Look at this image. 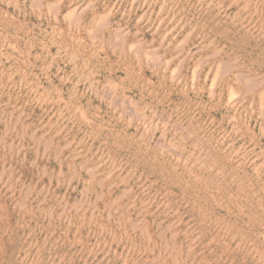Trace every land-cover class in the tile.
<instances>
[{
  "label": "rangeland",
  "instance_id": "rangeland-1",
  "mask_svg": "<svg viewBox=\"0 0 264 264\" xmlns=\"http://www.w3.org/2000/svg\"><path fill=\"white\" fill-rule=\"evenodd\" d=\"M0 264H264V0H0Z\"/></svg>",
  "mask_w": 264,
  "mask_h": 264
}]
</instances>
